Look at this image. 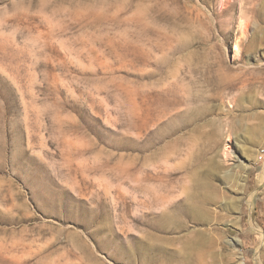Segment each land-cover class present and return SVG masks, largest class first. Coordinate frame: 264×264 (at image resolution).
<instances>
[{
	"label": "rangeland",
	"instance_id": "rangeland-1",
	"mask_svg": "<svg viewBox=\"0 0 264 264\" xmlns=\"http://www.w3.org/2000/svg\"><path fill=\"white\" fill-rule=\"evenodd\" d=\"M247 7L0 0V264H264Z\"/></svg>",
	"mask_w": 264,
	"mask_h": 264
},
{
	"label": "bare ground",
	"instance_id": "bare-ground-1",
	"mask_svg": "<svg viewBox=\"0 0 264 264\" xmlns=\"http://www.w3.org/2000/svg\"><path fill=\"white\" fill-rule=\"evenodd\" d=\"M246 1V5H248L249 7H247V8H245L246 9V14L247 15H259L260 14V12H261V7H263L264 6V0H245ZM259 7V8H258ZM262 13V12H261ZM253 17V16H252ZM251 18V17H250ZM252 22H250L249 20L247 21V27H249L250 26V24H251ZM165 92H167V91H165ZM170 92V91H169ZM169 92L167 93L168 95H169ZM172 94V93H171ZM162 97V96H161ZM165 97V96H164ZM168 97V96H167ZM175 97H176V99H177V96L175 95ZM164 99V98H163ZM167 103V102H166ZM176 103H178L177 101H176ZM171 105V103H167L166 105H164L165 106V109H164V111L162 112V114L161 113H159V114H161V115H159L158 117H161L162 115H164V117H167V116H165V114H169L167 111H168V107ZM174 105H177V104H174ZM174 107V106H173ZM135 116H136V118H139L140 117V105L138 104V103H136L135 104ZM170 109V108H169ZM142 111V110H141ZM170 112V111H169ZM163 117V116H162ZM163 119V118H162ZM161 118H159V120H162ZM138 121V120H137ZM138 133V132H137ZM139 134V133H138ZM140 135V134H139Z\"/></svg>",
	"mask_w": 264,
	"mask_h": 264
}]
</instances>
